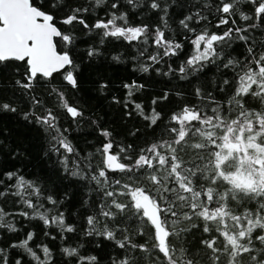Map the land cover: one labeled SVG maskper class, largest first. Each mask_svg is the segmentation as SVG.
I'll return each instance as SVG.
<instances>
[{
    "label": "trees",
    "instance_id": "obj_1",
    "mask_svg": "<svg viewBox=\"0 0 264 264\" xmlns=\"http://www.w3.org/2000/svg\"><path fill=\"white\" fill-rule=\"evenodd\" d=\"M112 2L117 0H105L100 6L95 5V0H62L65 5L63 8L59 11L51 9L54 22L61 33L72 38L71 43H68L56 37L57 48L63 52L68 51L73 64L54 72L51 77L38 74L31 89H23L15 84L16 80L28 82L26 62H0V104L9 103L17 108L13 113L0 107V192L6 193L0 196V208L3 209L6 221L16 229H0V249H3L2 254L7 258V264H15L16 260H20L21 264H119L126 255L133 264H169L168 259L156 247L158 240L154 227L142 215V211L137 213L134 208L126 209L121 216L113 206L111 211L116 214V219L100 217L97 209L101 201L99 186L90 180H79L63 174L59 164L61 157L46 155L48 142L41 130L23 118V114L29 110V97L33 95L42 97L54 112L60 109L59 126L62 131L66 130V141L84 161L80 163V168L83 169L85 163L90 162L93 165L90 171L95 172L97 166L98 170H104L107 190L116 194V203H133L131 191L141 187L145 194L157 200L160 207L167 208L171 205L168 210L175 212L176 216L173 217L169 212V223L164 227L170 233L166 239L170 249L169 256L176 264H250V257L257 255L261 248L255 237L264 235V231L257 229L253 233L252 247L256 249L255 252L239 254L241 249L238 248L234 260L231 257V246L223 233L238 239L241 229L237 224L245 225L243 219L236 222L224 216V211L243 217L245 211L255 212L258 205L264 203L258 198L253 200L254 193L245 191L253 188L260 191L264 188V177L263 180L256 179L251 183L238 179L237 173L248 166L247 159L240 157L239 151L227 144L228 141H233V136L239 135L245 154L250 159L260 158L264 161V126L258 127L264 120V93L259 96L252 95V92L260 91L253 85L248 95L235 94L239 86L238 77L245 70L242 66L249 59L247 48L264 43V24L256 20L244 21L241 15L252 16L255 5L248 0H237V11L229 18V23L217 27L220 19L214 12L217 0H162L168 5V13L163 22V11L151 9L148 6L150 0H137L134 8L127 4V0H118L116 10L110 8ZM33 3L36 6L43 5L44 10H49V0H33ZM204 4L208 8H203ZM85 7L89 11L82 13V17L89 25V30L77 22L72 25L60 22L75 8ZM197 9L201 10L206 20L191 24L190 27L196 31L189 33L180 26V20ZM113 11L117 15L126 13L129 26L146 24L150 29L160 27L164 30L166 23L167 33L173 38L172 42L180 43L182 48L177 55L165 57L160 64L153 66L147 59L148 53L156 54L157 50L151 39L147 45L148 52L143 58L139 57V51L144 45L139 41L129 43L124 38H109L104 44H98L97 33L101 30L94 29L92 25L97 19L106 20ZM232 19H235V25L232 24ZM251 23H256L259 27L243 33L249 36L250 43L238 40L234 34L231 46H225L222 52L217 48L220 56L215 64L208 63L200 72H189L187 79L179 78L178 68L194 53L195 48L190 41L197 34L207 30L209 34L222 35L229 27L235 30L236 27H247ZM92 46L99 48V54L89 57L87 51ZM201 48L203 49V44ZM117 56L120 57L119 60L114 59ZM229 60L233 64L225 69L222 65ZM142 64L149 67L148 72L141 71ZM169 65L174 71L165 75ZM247 67L253 70L258 68L254 61L248 63ZM156 68L160 71L157 72ZM67 72L76 76L78 87L73 88L65 80ZM225 79L229 81L227 85L223 83ZM133 81L144 87L132 89V95L129 96V90L124 85ZM53 88L56 89L55 93L50 91ZM196 88L201 89L200 98L195 95ZM59 92H63L64 100L69 106L75 102V105L84 110L83 119L74 120L60 107V98L57 95ZM165 93L168 94L166 100L163 99ZM205 93L211 95H203ZM154 99L157 100L156 104L152 103ZM202 101L206 108L218 107L219 115L213 117L208 112V119L212 121L210 124L198 125L197 122H192L191 128L186 126L184 129L186 138L179 144L175 143L179 137L171 129L178 128V124L171 120V116L178 115L179 109L185 105L191 107L201 104ZM137 103L141 105L140 109L135 108ZM153 114H159L160 117L154 126L150 120L144 119ZM193 129L196 131L191 134ZM105 130L110 132V136L103 135ZM209 136L212 138L209 139ZM107 142L113 143V148L109 151L118 156L120 163L131 166L126 156H130L133 161L140 154L152 158L154 154L147 150L155 143L157 151L168 158V164L166 161L161 168L153 160L152 169L144 166L131 174L119 169H108L105 154L98 151ZM119 149H124V152ZM61 153L69 156L71 167L73 154L66 153L63 149ZM172 155H176L178 159L172 161ZM173 162L191 168L190 173L184 172L183 168L180 170L184 177V191H181L172 178L168 181L162 180V177L171 175L168 166ZM8 172L23 175L25 179L35 181L36 187L46 188V192H41V203L45 207L53 208L49 215L63 212L66 225L73 226L75 231L61 232L59 227L46 225L42 219L34 218L31 210L24 208L19 202L20 198L12 195L16 191L12 185L17 177L9 181L6 175ZM151 175H156L161 183L152 182L148 178ZM113 181H119V184L116 185ZM173 187L176 188L175 191H172ZM206 195L211 197V201H205ZM46 196H52L59 204L52 206L46 203ZM181 196L185 197L183 201H180ZM32 199L35 202L34 196ZM111 200L109 198L106 203H111ZM193 200L197 205L196 210L190 208ZM216 206L222 211H217ZM206 207L209 208L208 221L200 217ZM23 211H28L29 216L21 215ZM213 212L217 215L216 220H211ZM91 214L98 217L96 228L102 233L113 232L114 239L95 232L92 235L87 234L91 226L86 224V216ZM260 215H264V212ZM184 216H189L190 219H184ZM222 216L224 220L221 223ZM161 218L164 221V213H161ZM177 218L179 222L175 231L178 235H171L173 228L170 222ZM205 226L209 228L207 233L204 232ZM29 233L33 234V238L28 242V248L40 257L39 260L27 248L19 246ZM117 241L125 242V249H121ZM13 244L18 246L12 247ZM131 245H136V248ZM44 247L49 249L50 255H44ZM66 248H75L77 255L66 254ZM79 257L83 259L80 260ZM92 257L95 259L92 260Z\"/></svg>",
    "mask_w": 264,
    "mask_h": 264
},
{
    "label": "snow or ice",
    "instance_id": "obj_2",
    "mask_svg": "<svg viewBox=\"0 0 264 264\" xmlns=\"http://www.w3.org/2000/svg\"><path fill=\"white\" fill-rule=\"evenodd\" d=\"M249 3L254 4L255 7L253 9V15H242V19L244 21L256 20L261 21L264 24V0H248ZM105 3V0H95V5L100 6ZM127 4L132 6L133 8L137 6V0H127ZM65 5L62 3V0H49L48 9L44 10L45 6H35L33 0H0V62L7 61H21L26 62V79L27 83H22L20 80H16L15 84L23 89H31L33 87V81L38 78V74L43 77H51L54 72H57L61 68L66 65H72L73 59L70 57L68 51H64L63 53H59L56 51V45L53 42L54 37H60L62 41L71 43L72 38L69 35H63L61 31L57 28L56 22H54V15L52 14L51 9H55L59 11ZM153 10H161L164 13V16H161V21L165 20V17L168 13V5L163 3L162 0H150L148 5ZM110 8L116 10L118 8V0L117 2H112L110 4ZM203 8H208L207 4L203 5ZM89 11L88 8H75L71 14L67 15L65 19H63L62 23L72 25L74 22L80 23L86 30H89V25L82 17V13H87ZM237 11V0H217V5L214 8V12L220 16L219 23L216 25L219 27L220 25H227L229 23V18L234 15ZM225 14H228L226 17ZM206 17L202 15L201 10L197 9L194 12H190L183 19L180 20V26L187 30V32L192 33L195 32L196 29L190 27L191 24L196 23L199 24L201 21H205ZM122 22L118 24L117 22ZM235 19H232V24L235 25ZM94 29L101 30L97 33L99 36L98 44H104L105 41L109 38H124L127 42L131 43L134 41H139L144 47H142L139 51V57H145V54L148 52L147 45L149 40L151 39L152 43L156 46V54L148 53L147 59L152 62V65L160 64L161 61L165 57L175 56L178 54V50L182 48L180 43H173V38L170 33H167V25L164 24V30H161L160 27H156L154 29H150L148 25H140V26H129L127 23V14L121 13L117 15L115 11L111 12L106 20L97 19L94 25H92ZM259 25L256 23H251L247 27H236L233 30L232 27L227 28L223 32L222 35H218L216 33L209 34L207 30L203 31L202 34H197L196 38L191 40V44L194 45L195 51L192 53L189 58L186 60L184 64H181L178 68V72L180 74L179 78L181 80L187 79L188 73H196L203 71L204 67L208 63L215 64L219 59L220 52L217 51V48L222 52L225 46H231L233 35L235 34L236 38L240 41L250 43V38L248 35H244L243 33H247L250 30H255ZM167 33V34H166ZM203 44V49L201 45ZM264 43H258L254 47H248L247 52L249 59L245 61V64L242 66L245 70L242 75H239L238 81L239 86L235 91L236 96L240 95H248L253 85H255L260 91L252 92V95L259 96L264 93ZM254 52L256 53L254 55ZM99 54V48L97 46H92L87 51V56L93 57ZM133 58H136L135 56ZM114 59L119 60L120 57H114ZM254 61V63L258 66L256 70L247 67L248 63ZM233 64V61L229 60L227 63L222 66L225 69H228L230 65ZM157 72L160 71L159 68L155 69ZM141 71L148 72L149 67L145 65H141ZM174 70L171 66H168V72L165 73L167 75L169 72H173ZM65 80L73 87H78V80L76 76L73 75L72 72H69ZM223 83L227 85L229 81L227 79L223 80ZM106 86V85H102ZM124 87L128 89V95H132V89H140L143 88L144 85L137 84L136 81H133L131 84H125ZM51 92L55 93L56 89H51ZM197 98L202 96L201 89L196 88L194 90ZM60 98V107L66 110L67 113L70 114L71 118L74 120L76 118L83 119L84 118V110L81 109L78 105H75L73 102L72 106H69L68 103L64 100L63 92L57 93ZM203 95L210 96L211 93H205ZM168 94L165 93L163 99L166 100ZM118 102V101H117ZM153 104L157 103V100L154 99L152 101ZM0 107L5 111H10L15 113L17 108L9 103H2ZM136 109H140V104H135ZM59 108L56 112L53 109L46 105L44 99L42 97L30 96L29 97V110L23 114V118L30 124H34L38 127L43 137L47 140L48 144V152L46 155L52 156L57 155L61 158L59 159V164L62 166L60 171L74 178H78L79 180H90L94 182L95 185L99 186L101 189L99 191V195L101 197L100 203L97 205L98 214L100 217H106L111 219H116V214H114L111 209L114 206L116 210H118L119 215H123L126 209L134 208L137 213L142 211V215L144 217H148L151 221V224L155 226V234L158 238V243L156 247L159 251L168 259L169 264H176V261L169 256V247L166 242V238L170 235V233L164 227L165 224H168L169 221L167 219V214L171 212L173 217L176 216V213L173 211H169V201L167 208H162L159 206L157 200L153 199L149 195L145 194V190L141 187H136L131 191V197L133 203L130 204H122L115 202V193L113 191H108L107 177L106 172L104 170H97L95 172L90 171L93 168V165L90 162L85 163V167L83 169L80 168V163L84 162L81 157L77 156L74 148L70 146V144L66 141L65 131L61 129L59 126V117L58 112ZM154 112V109H153ZM211 112L213 117H216L220 113V109L218 107H210L206 108L203 101L199 105L195 106H183L179 109V114L172 115L171 120L178 124V128H172L171 132L176 134L179 137L178 141L175 143L179 144L186 138L185 135V127L191 128L192 122H197L198 125H205L212 123L211 120L208 119L210 115L207 113ZM129 115H131L129 113ZM159 114H153L150 117H144L146 120H150L151 125H156ZM264 126V120L261 121L258 127ZM196 129L192 130L191 134H194ZM189 134V133H188ZM105 137L110 136V132L105 130L103 132ZM134 135V133H133ZM209 139L212 137L209 136ZM113 148L112 142H107L102 146L101 151L102 154L106 155V166L108 169L115 168L119 169L121 172L127 171L128 173H133L134 170H139L147 166L149 169L154 167L153 160L157 162V164L162 168L165 166L166 161L168 164V158L164 155H161L157 151V144L153 143L150 148H148V152L153 153L152 158L144 154H140L138 158L134 161L130 156H126L125 158L131 162V166L125 163H120L118 160V156L114 154H109V150ZM131 148V146H129ZM61 149L66 150V153H72L74 159L71 161V167L69 166L70 160L67 154L61 153ZM120 152H124V149H119ZM88 158L90 160V154H88ZM178 158L176 155L171 156L172 161H176ZM170 176L162 177L163 181H168L169 178H172L174 182L178 185L181 191L186 190L185 184L182 182L184 177L181 175V169L186 173H190L191 168L187 166H182L180 163L173 162L169 166ZM8 180H13V177H17L15 183L12 185L13 188L16 189L12 193V195L20 198V203L24 208L30 209L32 216L34 218H40L44 221V223L52 224L61 229V232L66 231L67 233H73L75 231L73 226L66 225L63 212H58L57 214L49 215L53 212L52 207H45L43 203H41V192H46L47 189H41L35 186V181L31 179H25L23 175H18L15 172H8L7 174ZM152 182L159 184L161 180L157 179L156 175H151L148 177ZM131 179V176H130ZM114 184L118 185L119 181H113ZM213 183L215 181L213 180ZM127 188V185L124 186ZM175 187L172 188V191H175ZM187 191H191V189H187ZM249 194L254 193L253 200L259 199L264 201V188H261L260 191L256 189H245ZM5 192H0V196H4ZM35 197V202L32 197ZM197 196H199V192H197ZM112 198L111 203H106V201ZM185 197L181 196L180 201H183ZM46 203H50L52 206H56L59 204V201L53 199L52 196L44 197ZM161 200L163 198L161 197ZM206 202L211 201V197L206 195ZM108 210H105V208ZM155 209V218L152 213V209ZM192 210L197 209V205L195 200H193L190 205ZM217 211H222L219 209V206L215 207ZM209 208L206 207L200 213V217H202L205 221L209 220L208 214ZM261 212H264V203H260L255 212L245 211L243 217L239 215H232L231 213L224 211V216L229 217L233 221L240 222L242 219L245 221V225H241V223L237 224L241 230L239 232V238L236 236H229L227 233H223V235L227 239V243L231 246V257L233 260L237 256L236 249H241L240 253H252L255 252L256 249L252 247L254 244L253 241V233L256 232L257 229L260 231H264V215H260ZM160 213L165 214L164 221L160 219ZM21 215L28 217L29 212L23 211L20 213ZM224 216H222L221 223L224 220ZM184 219H190L189 216H184ZM217 215L215 212L211 215V220H216ZM99 222L97 215L91 214L86 216V224L90 227V231L87 232L88 235H92L95 232L98 235H106L109 239H114V233L111 231H107L106 233L100 232L96 228V224ZM179 222V218L176 220H172L171 226L173 228V232L171 235H178L175 231V226ZM0 229H7L9 231H16L13 224L6 221L5 214L3 209L0 208ZM218 230V229H217ZM209 228L205 226L204 232L207 233ZM161 232H163V239L161 238ZM33 238V234L29 233L27 239L21 242L19 246H23L28 249V251L39 260L40 257L36 255L35 252L32 251L31 248H28V242ZM54 238V237H53ZM243 241V242H242ZM255 241L261 245V248L257 255H252L250 257V264H264V235H257L255 237ZM207 243V242H205ZM118 246L121 249H125L126 245L123 241H117ZM18 245L13 244L12 247H17ZM211 247V244H208ZM132 248H136V245H131ZM45 256L50 255L49 249L44 247L42 249ZM65 253L68 255H77V250L75 248L64 249ZM174 251V249H173ZM3 249H0V264H7V258L2 254ZM78 259L82 260V257ZM92 260L95 257L91 258ZM15 264H21L20 260H16ZM116 264V262H113ZM119 264H133V261L129 259L128 255H126L123 259L119 261Z\"/></svg>",
    "mask_w": 264,
    "mask_h": 264
},
{
    "label": "rangeland",
    "instance_id": "obj_3",
    "mask_svg": "<svg viewBox=\"0 0 264 264\" xmlns=\"http://www.w3.org/2000/svg\"><path fill=\"white\" fill-rule=\"evenodd\" d=\"M231 133V132H230ZM230 137V134H229ZM231 138V137H230ZM228 146L234 147L239 151V156L247 159V167L245 170H241L237 173L238 179L244 182H254L256 179L261 180L264 177V161L260 158L250 159L246 154L239 139V135L233 136V141L227 142ZM263 180V179H262Z\"/></svg>",
    "mask_w": 264,
    "mask_h": 264
},
{
    "label": "water",
    "instance_id": "obj_4",
    "mask_svg": "<svg viewBox=\"0 0 264 264\" xmlns=\"http://www.w3.org/2000/svg\"><path fill=\"white\" fill-rule=\"evenodd\" d=\"M36 6V5H35ZM56 26H57V24H56ZM57 28L59 29V27L57 26ZM60 30V29H59ZM56 37H54V39H53V42H54V44L56 45ZM56 51L57 52H59V53H63V51H60L58 48H57V45H56ZM68 65H66V66H64L63 68H61V69H65L66 67H67ZM60 69V70H61ZM69 72H67L66 73V75L68 74ZM109 154H113L112 152H110L109 151ZM106 155L107 154H105V161H106ZM113 169H117V168H115V166L113 167ZM152 213H153V216H154V218H155V209L153 208L152 209ZM160 215V219H161V221H162V218H161V213L159 214ZM148 218V217H147ZM149 219V218H148ZM149 221H150V219H149ZM151 222V221H150ZM153 227H154V230H155V226L153 225ZM167 230V229H166ZM156 235V234H155ZM157 238V237H156ZM161 238L163 239V232H161ZM167 239V238H166ZM157 240H158V238H157Z\"/></svg>",
    "mask_w": 264,
    "mask_h": 264
}]
</instances>
